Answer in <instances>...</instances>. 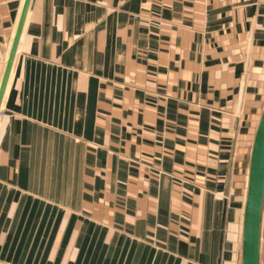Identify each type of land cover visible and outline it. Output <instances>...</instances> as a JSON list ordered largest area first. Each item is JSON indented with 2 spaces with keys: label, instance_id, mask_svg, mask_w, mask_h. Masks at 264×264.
Returning <instances> with one entry per match:
<instances>
[{
  "label": "crops",
  "instance_id": "crops-1",
  "mask_svg": "<svg viewBox=\"0 0 264 264\" xmlns=\"http://www.w3.org/2000/svg\"><path fill=\"white\" fill-rule=\"evenodd\" d=\"M24 2L0 0V86ZM263 108L264 0H31L0 264H242Z\"/></svg>",
  "mask_w": 264,
  "mask_h": 264
},
{
  "label": "water",
  "instance_id": "water-1",
  "mask_svg": "<svg viewBox=\"0 0 264 264\" xmlns=\"http://www.w3.org/2000/svg\"><path fill=\"white\" fill-rule=\"evenodd\" d=\"M31 0H25L7 66L0 86V108L17 52ZM264 209V108L255 132L250 155L249 180L242 234V264H262L261 239Z\"/></svg>",
  "mask_w": 264,
  "mask_h": 264
},
{
  "label": "rangeland",
  "instance_id": "rangeland-1",
  "mask_svg": "<svg viewBox=\"0 0 264 264\" xmlns=\"http://www.w3.org/2000/svg\"><path fill=\"white\" fill-rule=\"evenodd\" d=\"M262 234L264 236V210H263V225H262ZM263 250H262V260L264 261V237H263Z\"/></svg>",
  "mask_w": 264,
  "mask_h": 264
}]
</instances>
